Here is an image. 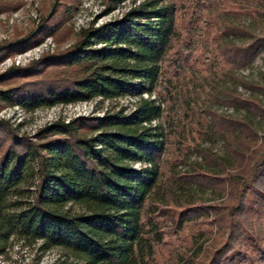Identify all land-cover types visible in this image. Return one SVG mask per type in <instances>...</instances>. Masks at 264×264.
I'll list each match as a JSON object with an SVG mask.
<instances>
[{
	"label": "trees",
	"instance_id": "16d2710c",
	"mask_svg": "<svg viewBox=\"0 0 264 264\" xmlns=\"http://www.w3.org/2000/svg\"><path fill=\"white\" fill-rule=\"evenodd\" d=\"M70 10L56 2L0 59L56 37ZM247 18L264 20V0H142L0 75V102L27 112L133 100L35 139L0 119V256L17 239L64 252L48 264H264V85L238 76L264 33Z\"/></svg>",
	"mask_w": 264,
	"mask_h": 264
},
{
	"label": "rangeland",
	"instance_id": "374dc122",
	"mask_svg": "<svg viewBox=\"0 0 264 264\" xmlns=\"http://www.w3.org/2000/svg\"><path fill=\"white\" fill-rule=\"evenodd\" d=\"M58 1L0 0V4L5 5V8H2L3 10L0 11V44L8 47L20 42L25 36L36 30L44 18L49 17L50 12ZM66 1H68L69 7H71L70 15L59 24L60 27L58 29L55 28L53 30L56 33V37L47 35L41 43L24 48L22 51L0 59V75L6 73L12 67H25L45 54L66 49L74 42L80 28L87 27L92 23L96 26L117 19L128 8L138 4L142 0H127L116 6H113L110 0ZM9 5L11 6L10 8ZM243 23L249 25L252 31L258 35L264 33V20L252 21L250 18H247L243 20ZM241 41L244 42L246 39L242 37L238 42ZM238 76L264 85V53L258 56L251 65L240 69ZM238 91L243 96L249 95V90L241 85L238 86ZM257 95L264 104V92ZM209 99L210 104L218 112H234L231 107L218 103L214 98L210 97ZM132 103L133 100L129 97L117 102L96 98L90 101L55 105L27 112L17 106H9L4 102H0V119L7 121L19 136L25 135L35 139L37 130L53 121L63 120L67 122L78 117L103 116L105 113L116 111L120 106L129 109ZM237 113H244V111L241 110ZM255 126L258 128V132L264 135V119L257 117ZM213 147L221 151L222 143L216 142ZM194 158L195 156H192L191 159L193 160ZM204 197L210 199L211 195L207 193ZM64 258L65 254L60 249L53 248L42 252L39 249V243L27 247L21 241L13 239L6 253L0 256V264H48Z\"/></svg>",
	"mask_w": 264,
	"mask_h": 264
}]
</instances>
